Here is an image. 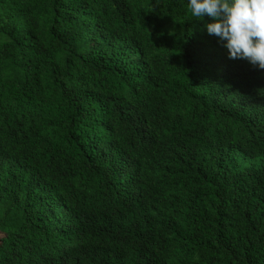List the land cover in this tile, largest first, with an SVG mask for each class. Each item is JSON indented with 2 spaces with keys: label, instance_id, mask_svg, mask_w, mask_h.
<instances>
[{
  "label": "trees",
  "instance_id": "16d2710c",
  "mask_svg": "<svg viewBox=\"0 0 264 264\" xmlns=\"http://www.w3.org/2000/svg\"><path fill=\"white\" fill-rule=\"evenodd\" d=\"M187 0H0V264H264V70Z\"/></svg>",
  "mask_w": 264,
  "mask_h": 264
},
{
  "label": "clouds",
  "instance_id": "9594fccd",
  "mask_svg": "<svg viewBox=\"0 0 264 264\" xmlns=\"http://www.w3.org/2000/svg\"><path fill=\"white\" fill-rule=\"evenodd\" d=\"M196 21L211 18L207 34L218 38L231 60L264 70V0H187Z\"/></svg>",
  "mask_w": 264,
  "mask_h": 264
}]
</instances>
